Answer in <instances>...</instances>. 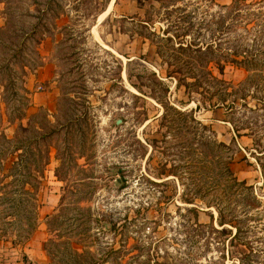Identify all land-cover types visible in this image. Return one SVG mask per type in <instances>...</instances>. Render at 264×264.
Here are the masks:
<instances>
[{
  "label": "rangeland",
  "instance_id": "obj_1",
  "mask_svg": "<svg viewBox=\"0 0 264 264\" xmlns=\"http://www.w3.org/2000/svg\"><path fill=\"white\" fill-rule=\"evenodd\" d=\"M146 9L155 18L148 29L138 21ZM162 13L154 0L144 7L137 0H0V26L9 17L15 25L9 35L27 39L18 63L27 65L17 68L13 84L2 81L7 86L0 89V134L50 133V163L27 241L33 188L27 184L30 191L20 194L15 156L0 162V264H264L262 170L252 138L236 137L224 109L202 108L193 116L220 140L236 139L231 168L259 200L234 257L229 234L236 228L228 224L218 232L215 206L182 198L186 190L191 195L197 177L201 184L211 177L208 167L199 176L191 117L170 110L162 125V100L183 110L196 107H181L188 98L183 87L176 89V79L165 77L157 36L139 35L162 33ZM247 74L228 64L220 77L237 84ZM157 78L170 86L166 96ZM133 84H145L148 94ZM152 90L162 99L150 96ZM163 166H177L178 175L159 177ZM215 172L213 180L219 178ZM241 204H233L235 214L243 215Z\"/></svg>",
  "mask_w": 264,
  "mask_h": 264
},
{
  "label": "trees",
  "instance_id": "obj_2",
  "mask_svg": "<svg viewBox=\"0 0 264 264\" xmlns=\"http://www.w3.org/2000/svg\"><path fill=\"white\" fill-rule=\"evenodd\" d=\"M137 1L139 7H144L145 2L151 0ZM154 1L163 9L164 13L159 17L167 26L160 29V34L147 31L140 32L139 35L157 36L155 44L161 60L160 65L165 69V77L176 79V89L183 87L188 98L187 102H180L181 107L186 108L190 103H196L195 108L183 110L171 105L167 99L162 100V125L168 121L170 110L175 112L176 117H191L196 134L194 151L197 152L200 162L196 167L200 171L203 167H208L211 177L205 184H201L197 177L193 182L192 196L186 190L182 198L188 203H195L200 199L208 207L215 206L218 222L222 227L218 232H224L223 229H226L224 227L228 224L236 228L235 234L231 231L229 234L232 248L229 252L234 257L235 253L239 252L238 246L242 244L245 222L252 219L253 216L249 213L259 200L254 195L252 186L247 185L246 180H239L231 168L236 139L234 138L231 144L220 140L212 126L203 123L193 114L195 110L202 108L224 109V121L231 123L236 137L247 135L252 138V154L259 162L264 179V0H231L224 4H217L216 0ZM215 5L218 6L217 9H213ZM149 6L150 9L155 7L154 4ZM150 9L145 10L144 17L138 18L143 28L148 29L155 23L154 14ZM14 27L9 17L6 18L5 24L0 26V89L7 86L2 84L4 80L13 84L17 68L24 70L27 65H18L25 58L22 53L27 39L12 38L9 32ZM228 64L244 68L248 73L246 78L234 84L220 77ZM215 69H218V74L214 72ZM157 81L166 96L170 86L163 79L157 78ZM144 85L133 84L140 92L148 94L147 91L144 92ZM149 93L158 100L162 99L155 95L153 90ZM21 117L24 118L25 114ZM49 137L48 132L37 136L16 133L13 138H8L4 132L0 134V140H3L0 141V162H6L15 156L13 165L22 177L16 178V181L23 184L20 194L30 191L26 188L27 184L33 188V221L29 222L30 229L27 230L23 241L29 239L37 224L38 192L50 163L47 146ZM153 143L156 149L158 141L154 140ZM200 154L204 155L203 161L202 157L199 158ZM175 168L178 167L163 166L157 175L162 177L167 172L178 175ZM218 170L219 178L213 180L217 175L215 171ZM203 175L201 171L199 176ZM7 177V174L3 176ZM235 203H242L240 211L243 215L232 211Z\"/></svg>",
  "mask_w": 264,
  "mask_h": 264
},
{
  "label": "water",
  "instance_id": "obj_3",
  "mask_svg": "<svg viewBox=\"0 0 264 264\" xmlns=\"http://www.w3.org/2000/svg\"><path fill=\"white\" fill-rule=\"evenodd\" d=\"M122 120H118L117 123H120Z\"/></svg>",
  "mask_w": 264,
  "mask_h": 264
},
{
  "label": "bare ground",
  "instance_id": "obj_4",
  "mask_svg": "<svg viewBox=\"0 0 264 264\" xmlns=\"http://www.w3.org/2000/svg\"><path fill=\"white\" fill-rule=\"evenodd\" d=\"M112 6V5H111ZM112 9V8H111ZM96 34V33H95ZM100 39V38H99ZM102 42V41H101ZM103 44V43H102Z\"/></svg>",
  "mask_w": 264,
  "mask_h": 264
}]
</instances>
